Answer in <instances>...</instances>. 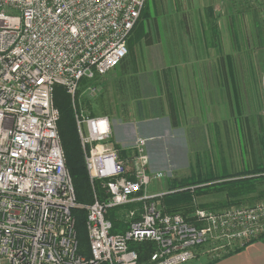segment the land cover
<instances>
[{
  "label": "built area",
  "instance_id": "2783aa9c",
  "mask_svg": "<svg viewBox=\"0 0 264 264\" xmlns=\"http://www.w3.org/2000/svg\"><path fill=\"white\" fill-rule=\"evenodd\" d=\"M146 2L0 0V264H140L130 243L144 241L156 245L150 264H185L204 247L218 256L264 238V202L190 217L162 211L166 192L149 190L161 172L150 168L147 139L138 136L136 153L123 157L110 117L80 108L81 80L128 56ZM56 85L71 95L90 181L103 191L91 204L78 202L66 165ZM130 204L129 227L113 232L110 209ZM76 207L87 211L90 258L79 254Z\"/></svg>",
  "mask_w": 264,
  "mask_h": 264
},
{
  "label": "crops",
  "instance_id": "0c3cea01",
  "mask_svg": "<svg viewBox=\"0 0 264 264\" xmlns=\"http://www.w3.org/2000/svg\"><path fill=\"white\" fill-rule=\"evenodd\" d=\"M165 3L149 0V18L145 21V41L149 42L142 43V56H127L106 74H114L108 84L112 97L119 95L124 103L136 97L131 120L122 119L113 127L115 142L122 149H130L138 136H147L153 145L162 142L161 130L170 133L171 129L187 131L211 125L216 136L221 125L227 124L228 130L230 125L235 127L238 118L249 133V112H256L255 98L261 93L264 72V59L258 53L261 50L264 54L263 26L258 20L264 10L240 11L232 6L215 16L198 17L196 23L189 21L195 16L192 13L186 18L176 17L177 28L170 13L163 15ZM117 68H121L120 74ZM162 82L166 97L161 99L158 89ZM257 114L261 130L263 112ZM263 134L257 135L256 141L261 150L254 151L261 161ZM154 152H150L151 159ZM217 258H207L202 264H264V238Z\"/></svg>",
  "mask_w": 264,
  "mask_h": 264
},
{
  "label": "rangeland",
  "instance_id": "374dc122",
  "mask_svg": "<svg viewBox=\"0 0 264 264\" xmlns=\"http://www.w3.org/2000/svg\"><path fill=\"white\" fill-rule=\"evenodd\" d=\"M260 1L262 0H166L163 15L170 13V17L173 18L172 21L175 23L177 28H180L179 20L176 17L186 18L193 13L195 16L189 21L196 23L198 17L201 19H203L202 17H204V15L208 17L209 6L212 7L211 15L214 16L217 15L218 12H222L224 10L226 11L228 10V7L232 6H234V9H239L240 11L253 10V8H255V10L262 11L264 10V1L263 3H259ZM146 10L148 11L147 7L145 12ZM258 20L262 22V32L264 33V16H261ZM142 23L143 19H140L139 25ZM202 25H204V22ZM138 26L135 28V30L138 28ZM182 26H184V23ZM161 28H163V26H161ZM145 29V34L143 30H134L129 41V57L139 59V57L142 56L140 54L141 46L143 45L142 43L145 42L144 44H146L149 42L145 41V39H148L147 25L145 26ZM153 31L154 30L152 28V32ZM140 35L144 36L142 40L140 39L137 41ZM139 43L141 44L139 45ZM260 47H262L261 44H259V48ZM259 51L260 52L258 53H261V58L264 59L263 52L261 50ZM253 58H255V56H253ZM116 70L118 74L121 73V68H117ZM113 75V73H110V75H106L98 80L94 79L82 83L77 96L80 99V108H82L85 113L91 114L93 116L108 115L111 119V122L113 123V126L116 128V125L120 123V120H131L133 112L132 108L137 107H134L133 105L135 102L134 99H136V97H132L133 99L129 98V100H127L125 103L120 100L118 97L119 95L117 94V97H112L108 84L110 82V77ZM161 75L164 80L165 73L162 72ZM163 85L164 84L162 82L158 89L159 97L161 99L166 97V91ZM255 104V111L261 115V112L264 110L262 87L261 93L257 92ZM256 112L252 114L249 112V133L247 132V129H244L245 123H242L240 118H238L235 127L230 125L228 130L226 128L227 124H224L223 127L221 125L218 132L216 133V136L214 126L212 125L208 126L207 129H203L202 127L198 129L189 128L187 131H177L175 129H171L170 133H168V131L164 132V130H161V132H159V137L162 139V142H156L153 143V145L150 144L153 141L150 137L141 136L147 139V151L150 153L152 149L155 150L152 159L150 158V168L154 171L161 172L159 177H156L153 180L151 184L152 188H149V190L152 192H156L157 190L159 192H166V195L175 190L178 191L185 189L186 187L171 191L172 187L183 185L182 182L184 180L193 176L196 177V173H198L200 169V167L197 166L198 156H200L201 161L204 163L203 170H206L207 165L210 164L211 167L218 172L226 171L232 173L251 168L254 164L260 162L261 160L258 158L256 153H259L258 151L259 149L261 150V148L259 147L258 143L256 144V141L258 139L257 135L264 133V127L262 126L261 130L259 129L257 122L258 119L256 117L258 114ZM251 141L254 142L255 145L251 144ZM135 142L132 148L125 149L128 150L126 154H122L121 152L123 157H127L129 159L133 156V154L136 153V148H134ZM255 150L256 153H254ZM160 152H163V155H161ZM263 158L264 152L261 159ZM127 168L129 170L132 168V164L130 162L127 163ZM260 189H264V184L259 185V190ZM164 197L165 196L163 195L162 197L158 198V204L162 211L180 212L187 217H190L198 208L222 209L231 206H250L264 202V195H258L257 193L251 194L250 196L244 195V197L240 198L239 202H232L229 201V198H227L225 193L218 192L216 190H208L207 193L197 194L191 200H184L170 206L166 204L169 199L164 200ZM135 208L136 205L130 204L128 206H123V208L117 207V209H110L109 213L111 214V217L117 218V229L121 231L122 229L129 227L130 219H132L130 213ZM239 249H242V247L236 248L234 250L232 249L233 251L231 250V253L237 250L239 251ZM81 250L83 252H87L88 249L84 246ZM208 251V248H202L198 251V256H196L194 260L185 264H202L207 258L210 260V258L215 259L217 257L222 258L228 256V254L225 253H222L224 255L220 254L217 256L215 253H209Z\"/></svg>",
  "mask_w": 264,
  "mask_h": 264
},
{
  "label": "trees",
  "instance_id": "16d2710c",
  "mask_svg": "<svg viewBox=\"0 0 264 264\" xmlns=\"http://www.w3.org/2000/svg\"><path fill=\"white\" fill-rule=\"evenodd\" d=\"M148 8V11L145 9ZM208 16L211 15L212 7H208ZM149 18V2L147 0L144 9L142 10L141 16L135 25V28L139 25L140 19H143V23L138 26L136 30H143L145 34L146 21ZM209 24V23H208ZM211 24V22H210ZM209 24V25H210ZM135 30V31H136ZM148 33V32H147ZM132 36V35H131ZM130 36V37H131ZM144 35H140L142 40ZM147 38V36H146ZM148 40V39H145ZM130 41V38H129ZM130 46V45H129ZM104 77V76H103ZM96 77L95 79H100ZM94 79H82V83ZM80 90V89H79ZM79 92V91H78ZM55 105L59 108L61 117L59 121V130L62 139V144L66 154V165L72 175L77 200L82 205L91 204L94 201L95 190L97 195L100 197L103 191L99 183H95V190L91 184L89 173L86 166L84 152L81 146L75 116L72 105L71 95L66 91L64 86L56 85L54 91ZM264 143V138L263 141ZM122 154H126L128 150L121 149ZM203 162L200 156L197 157V166L200 167L199 172L196 173V177L193 176L189 179L184 180L181 186L172 187L171 191L178 188H184L182 190L173 191L164 195V200L169 199L166 204L173 205L184 200H191L197 194L207 193L208 190H216L223 192L229 198V201L239 202L241 197L250 196L251 194L257 193L258 195H264V189L259 190V185L264 184V160L254 164L251 168L236 172H218L214 170L210 164L207 165V169L203 170ZM205 166V165H204ZM219 173V174H218ZM196 178V179H195ZM176 182V181H175ZM193 187V188H191ZM117 209V208H116ZM76 219V231L79 242V254L86 258L91 257L88 230H87V211L85 208L76 207L72 210ZM108 217L114 223L113 232H122L116 228L118 224L117 218H112L109 213ZM87 247V252H83L82 247ZM130 247L136 249L139 253L140 264H150L149 259L151 254L155 251L156 245L151 241L144 242H131ZM240 250V249H239ZM99 264H109L108 262H100Z\"/></svg>",
  "mask_w": 264,
  "mask_h": 264
}]
</instances>
